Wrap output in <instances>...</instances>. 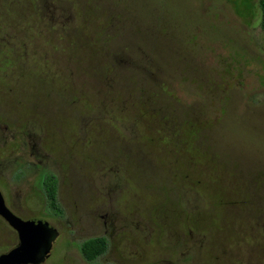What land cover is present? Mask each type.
I'll return each instance as SVG.
<instances>
[{
	"label": "rangeland",
	"instance_id": "obj_1",
	"mask_svg": "<svg viewBox=\"0 0 264 264\" xmlns=\"http://www.w3.org/2000/svg\"><path fill=\"white\" fill-rule=\"evenodd\" d=\"M72 1L0 0V36L17 35L19 46L7 54L13 40L0 37V191L23 217L41 216L57 226L59 237L42 264H137L127 241L90 263L76 249L81 231L73 224L67 191L74 195L75 174L90 169L81 163L89 152L70 135L89 121L95 126L93 149L106 147L139 188L154 192V204H170L174 189L192 188L193 206H200L193 221L207 241L200 264H264V228L249 207L219 204L222 197L247 199L244 190H252L257 214L264 217L260 0ZM58 17L77 37L61 47L54 40L52 49L50 39L35 35L30 47L51 50L56 61L75 71L65 72L69 79L32 68L37 60L20 56L26 35L58 28ZM106 61L111 68H99ZM111 76L120 84L107 90L123 92L107 94L103 84H92L94 77ZM70 90L81 99L70 103ZM36 120L51 131L50 143L44 132L35 150L56 160L52 168L61 178L69 222L56 223L34 192L41 179L29 164L35 159L26 131ZM117 141L145 144L149 153L139 155L138 145L130 144L121 154ZM168 143L177 148L169 152L163 148ZM16 242L15 231L0 217V254Z\"/></svg>",
	"mask_w": 264,
	"mask_h": 264
},
{
	"label": "flooded vegetation",
	"instance_id": "obj_2",
	"mask_svg": "<svg viewBox=\"0 0 264 264\" xmlns=\"http://www.w3.org/2000/svg\"><path fill=\"white\" fill-rule=\"evenodd\" d=\"M72 2L74 1L59 0L61 5ZM59 16L62 17V13H60ZM58 19L59 17L57 20H54L55 25L58 26V28L48 29L45 31V34L44 30H32L28 33L26 35L28 40L23 41L26 44V51H24L25 54L20 56H25L28 60L32 61L36 59V64L38 66L32 68H39L42 71L45 70L54 77H65L69 79L70 75L65 76V72L68 73L70 71L75 73V71L69 67V65L60 64L56 61L51 50L46 48L47 52L44 53L38 49L34 50L35 47H30L32 42L31 39L35 35L45 36V40L47 41L50 39L53 42L52 49L55 48L54 40L56 41V44L61 47L64 41L72 38V36L77 37L75 29L65 28L64 24H60ZM47 32L50 33V36H46ZM1 36L10 37V40H13L8 44L10 45V48H5V53L10 54V50L16 51V49L19 48L17 41L13 38L17 35L4 33ZM101 65L102 66H99V68H111L109 61H106ZM92 79L94 80L92 83L94 87L100 83L104 85L106 90V86L113 87L114 84H120L119 81L112 76L103 77L101 79L100 77L98 79L94 77ZM106 81L107 83H105ZM63 89L66 91L65 88ZM118 89L123 92V89L120 87L116 89H108L106 92L107 94H113V91L117 93ZM69 93L71 95L69 97L70 103L77 98L81 99V95L78 96L74 94L72 90H70ZM123 95H127V93H123ZM30 114L34 113L30 112ZM75 116L76 114H73L74 119ZM36 122V126L33 124L30 126V123L33 122H29L26 131L29 139L28 144H30V154L35 159V161H32L29 164L31 165L33 172L36 173V176L38 178L40 176L41 179L40 182L38 181L39 187L37 191L34 192H36L38 198L41 199L40 206L43 207L42 210L51 211L49 215L56 223L62 221L69 222L65 207L66 200L61 194V178L52 168L56 163V160L51 158V156H42L35 150V140L43 139L44 132L47 133L49 139H47L46 142L50 143V140H52L50 135L51 131L45 130L46 128H43L38 120H36ZM91 124L92 122L89 121L84 129H81L79 132H76L79 129L77 130L74 126V131L70 135L86 153L89 152L88 158L80 162L88 163L90 171L88 173L84 172L75 174L76 178L74 180V185H79V189L76 191L74 189V195H72L70 191H67V200H71L73 203V224L81 231V234L76 237L77 240L75 242L76 249L81 256V259L86 260L89 263L93 260H99L111 247L116 248L117 245L127 241V243L132 245L135 250H133L134 252L131 253L130 256L136 258L137 264H200L201 260H204V254L207 253V241L204 232H202L193 221V215L199 211L200 206H196L195 208L193 206L192 201L194 195L192 188L184 191L181 190V188H178L177 190L174 189V193L167 198L171 201L170 204L164 203L165 200L154 204L152 202L154 195H150L154 192L139 188L138 181L136 183L130 178L128 170L121 162H119L117 157L104 151L107 149L106 147H104V150L97 148L93 149L91 126L94 125ZM109 132L111 133V130H109ZM117 143L122 144L121 149H124L121 151V154H126L128 145L130 144L138 145L137 150L139 155H148L149 153V150L147 149L148 147L139 142L117 141ZM169 144L170 143H168V145L166 144L163 148L169 149V152L172 151V149L177 148V146L171 147ZM189 145L190 146L187 148L190 150L193 147L191 146V143ZM159 148L162 147L160 146ZM33 166H35V169ZM48 178L53 180L55 186V205L50 204L48 190L46 187L44 188L45 180ZM155 191L159 192V190ZM244 191L247 199L240 198V196L235 197L234 195L233 200L230 201L225 200V197H222L223 199H220L221 203L219 202V204H232L249 207L250 212L254 215L257 221V225L261 224L264 228V224H262L264 223V217L258 215L256 211L258 205L255 192L246 189ZM7 207L14 214L24 220H46L44 217L37 215L23 217L12 210L8 205ZM54 227L57 228V226ZM88 242L93 245L97 244L103 248L100 253L94 256V258H87L82 251L83 244ZM17 243L18 238L16 244Z\"/></svg>",
	"mask_w": 264,
	"mask_h": 264
},
{
	"label": "water",
	"instance_id": "obj_3",
	"mask_svg": "<svg viewBox=\"0 0 264 264\" xmlns=\"http://www.w3.org/2000/svg\"><path fill=\"white\" fill-rule=\"evenodd\" d=\"M0 217L17 233L18 243L0 254V264H40L49 255L58 230L43 219L24 220L5 204L0 191Z\"/></svg>",
	"mask_w": 264,
	"mask_h": 264
},
{
	"label": "trees",
	"instance_id": "obj_4",
	"mask_svg": "<svg viewBox=\"0 0 264 264\" xmlns=\"http://www.w3.org/2000/svg\"><path fill=\"white\" fill-rule=\"evenodd\" d=\"M259 6L261 10V25L264 26V0L259 1ZM48 190V197L50 199V204L55 205V198H54V183L51 178L45 180L44 188ZM102 247L99 245H93L92 243H85L82 246V251L86 255L87 258H94V256L102 251Z\"/></svg>",
	"mask_w": 264,
	"mask_h": 264
}]
</instances>
